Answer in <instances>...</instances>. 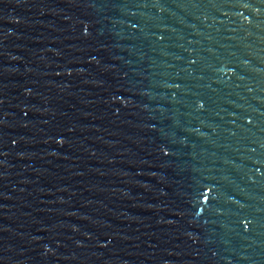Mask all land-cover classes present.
I'll use <instances>...</instances> for the list:
<instances>
[{"label": "water", "instance_id": "obj_1", "mask_svg": "<svg viewBox=\"0 0 264 264\" xmlns=\"http://www.w3.org/2000/svg\"><path fill=\"white\" fill-rule=\"evenodd\" d=\"M0 264H264V0H0Z\"/></svg>", "mask_w": 264, "mask_h": 264}]
</instances>
